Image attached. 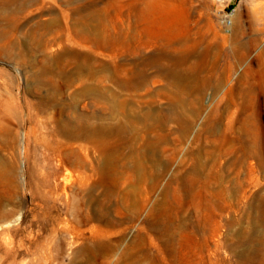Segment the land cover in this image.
<instances>
[{
  "label": "rangeland",
  "instance_id": "obj_1",
  "mask_svg": "<svg viewBox=\"0 0 264 264\" xmlns=\"http://www.w3.org/2000/svg\"><path fill=\"white\" fill-rule=\"evenodd\" d=\"M154 54L119 113L118 65ZM76 62L100 98L88 71L55 89ZM0 98V264H264V0H0ZM59 118L107 130L54 138Z\"/></svg>",
  "mask_w": 264,
  "mask_h": 264
},
{
  "label": "bare ground",
  "instance_id": "obj_2",
  "mask_svg": "<svg viewBox=\"0 0 264 264\" xmlns=\"http://www.w3.org/2000/svg\"><path fill=\"white\" fill-rule=\"evenodd\" d=\"M135 14H136V11L134 13V16ZM132 28H133V32L130 38V42L133 44L135 49L138 50V53H140L141 46L144 44V43L139 44V37L141 35L140 23H138L137 20H134V25L132 26ZM147 44L149 43L146 42L145 45L147 46ZM163 45H164L163 42H160V41L156 42L157 47L162 48ZM165 48L169 49L170 47H165ZM156 54L152 56H144L141 59V61L134 60L135 68L133 67V68L127 69L123 67L121 64L118 65L117 75H118L119 92L117 95L116 108L119 113L121 114L127 113V110L125 109V102L123 100H120V97H122L123 95L122 92L124 91L125 83L133 84L135 87H140L142 83L149 78L147 67L152 66L154 64L155 66H160V68L158 69H165V67H162L160 63L158 62V59H157L158 56ZM74 65L75 66L73 69H68L66 66H59L58 70L52 71V74H54L55 76V79H53V81H55L54 82L55 89L59 92H62L65 89H69L70 87L74 86L77 81H81L80 77L84 74V72L88 71L89 72L88 74L90 75V77L94 79V83H93V87L87 90V94L94 98H100L101 96L100 90L102 87H101V79L100 77H98V73L101 71V69L97 66L89 65L86 63H82V62H76ZM170 72L175 77L181 76V72L177 68L170 69ZM7 103H8L7 101L0 98V155L4 154L3 152L6 151L7 148L9 149L13 148L14 147L13 144H15L16 142L13 129L6 123V122L11 123V121L9 120L10 111L7 107ZM102 121L99 120L90 126L87 123H85L82 118H77L75 120L59 118L56 120H52L51 122L46 121V124L52 125L50 126L51 127L50 129H51V135L54 138L58 137V135H64L66 137H71V138L82 140L89 135V132H91L92 137H94L95 139L97 138L99 139L102 133H105L107 130V126H105V123H103ZM116 129H117L116 131L118 132V134H121L124 131V129L134 131V127L132 125H127V123H124L121 120H118V123L116 124ZM38 131L39 130L37 129L36 126L30 127L29 133L27 134L28 138L33 137L37 139L39 135ZM9 136L11 138V141L7 140V137ZM57 141L59 143L58 151L60 152L58 155L59 165H65L68 162L67 161L68 156L71 153H76L78 155L79 159H77L76 161L79 163V165H82V162H83L82 146H79L76 150L74 148L65 146L60 140H57ZM23 145L21 148L24 147ZM80 179L81 180L83 179L82 176L80 177Z\"/></svg>",
  "mask_w": 264,
  "mask_h": 264
}]
</instances>
